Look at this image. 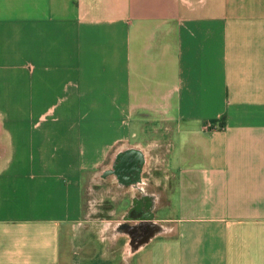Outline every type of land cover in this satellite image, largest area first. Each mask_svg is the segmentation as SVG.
Instances as JSON below:
<instances>
[{
	"label": "crops",
	"instance_id": "1",
	"mask_svg": "<svg viewBox=\"0 0 264 264\" xmlns=\"http://www.w3.org/2000/svg\"><path fill=\"white\" fill-rule=\"evenodd\" d=\"M0 264H264V0H0Z\"/></svg>",
	"mask_w": 264,
	"mask_h": 264
},
{
	"label": "rangeland",
	"instance_id": "2",
	"mask_svg": "<svg viewBox=\"0 0 264 264\" xmlns=\"http://www.w3.org/2000/svg\"><path fill=\"white\" fill-rule=\"evenodd\" d=\"M112 174L113 173H108L105 176L106 180L101 179L102 182L100 183L99 179L96 183L89 185L88 188H90L87 189L88 193L86 194L84 205V221L96 223V226L98 228H105L107 224H109L110 222L112 223L113 220L116 219L114 218L116 214L114 202L116 200V197L119 195L123 196V193L125 191L123 188H121L119 189L118 193H115V191L117 192V190L112 186L111 183ZM113 188L115 190H113ZM112 195L115 196V199L111 198ZM104 228L100 229L101 235L106 233L104 232Z\"/></svg>",
	"mask_w": 264,
	"mask_h": 264
},
{
	"label": "water",
	"instance_id": "3",
	"mask_svg": "<svg viewBox=\"0 0 264 264\" xmlns=\"http://www.w3.org/2000/svg\"><path fill=\"white\" fill-rule=\"evenodd\" d=\"M119 159V160H118ZM144 162V154L141 150L138 148H127L126 150L121 151L116 158V161L113 164V167L108 169L107 172L104 173V175H107L108 173H113L116 175V177L120 180V182H128L132 178L128 176L127 171L130 168L137 167L138 169H142V165ZM138 163H140L138 167ZM141 175V174H139ZM139 175H136L139 176ZM136 181V180H135ZM140 178L137 179L136 182H134V185H139Z\"/></svg>",
	"mask_w": 264,
	"mask_h": 264
},
{
	"label": "flooded vegetation",
	"instance_id": "4",
	"mask_svg": "<svg viewBox=\"0 0 264 264\" xmlns=\"http://www.w3.org/2000/svg\"><path fill=\"white\" fill-rule=\"evenodd\" d=\"M140 163H138V167H139ZM142 170V169H141ZM140 169H138L137 167H134V168H130L128 171H127V174L129 177L131 178H134L136 177V175H139L141 174V171Z\"/></svg>",
	"mask_w": 264,
	"mask_h": 264
}]
</instances>
